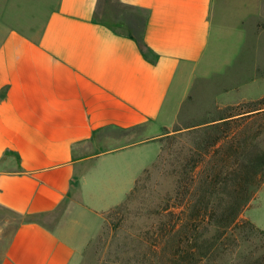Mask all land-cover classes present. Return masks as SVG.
Wrapping results in <instances>:
<instances>
[{"label":"crops","instance_id":"crops-1","mask_svg":"<svg viewBox=\"0 0 264 264\" xmlns=\"http://www.w3.org/2000/svg\"><path fill=\"white\" fill-rule=\"evenodd\" d=\"M57 3L43 22L33 13L0 39V217L12 216L0 221V245L3 224L17 223L0 264L80 258L89 227L81 231L78 220L96 206L70 207L78 178L100 173L111 183L118 172L136 175L143 167L112 164L131 150L92 154L86 145L100 142L105 129L174 123L180 88L205 56L221 55L233 33L243 45L220 13L215 28V0Z\"/></svg>","mask_w":264,"mask_h":264},{"label":"rangeland","instance_id":"rangeland-1","mask_svg":"<svg viewBox=\"0 0 264 264\" xmlns=\"http://www.w3.org/2000/svg\"><path fill=\"white\" fill-rule=\"evenodd\" d=\"M57 2L0 0V20H3L0 39L10 31L8 27L23 26L33 13L36 22H43L48 11L56 8ZM214 6L215 28L221 27L220 13L229 27L233 26L242 33L243 45L233 33L226 38L221 55L213 53L212 60V54L205 56L189 83L180 88V107L176 109L175 122L170 125L148 124L131 130L105 129L101 132L100 142L86 145L92 154L131 150L125 155L111 157L112 164L118 169L127 165L134 169L143 167L136 175L118 172L111 183L104 182L100 173L78 178L79 184L70 194L73 200L70 207L75 210L93 201L96 207L95 213L86 214L81 222L78 220L81 231L84 224L89 228L81 233L87 240L80 258L77 254L73 264H169L171 236H161L162 217L155 212L165 195L173 192L175 177L172 172L181 168L184 158L203 138L199 131L204 124L222 125L229 120L228 116L237 118L230 125H222L225 130L223 154L227 153L228 146L233 145V140L243 139L248 141L246 154L264 150V103H258L264 100V0H215ZM34 32L39 34V30ZM237 43L241 46L237 47ZM216 47L213 45L212 49ZM251 74L254 75L252 78L247 77ZM184 90H187L188 97L181 99ZM248 93L259 99L247 101L244 95ZM175 104L170 101L169 105ZM171 111L166 112L170 115ZM239 143L241 146L242 142ZM214 152L215 149L211 148L198 173L213 168ZM84 191L89 193L88 197L84 196ZM6 217L12 219L6 214L5 218L0 217V221ZM240 219L264 231V179L254 189ZM16 228L14 220L3 224L0 250H5Z\"/></svg>","mask_w":264,"mask_h":264},{"label":"trees","instance_id":"trees-1","mask_svg":"<svg viewBox=\"0 0 264 264\" xmlns=\"http://www.w3.org/2000/svg\"><path fill=\"white\" fill-rule=\"evenodd\" d=\"M228 119L221 124L237 120ZM218 124L200 127L203 138L172 172L174 190L155 212L162 217L161 236H171L169 264H264V231L240 219L264 179V150L246 154L248 141L243 139L233 140L221 153L225 130ZM211 148L213 168L198 173Z\"/></svg>","mask_w":264,"mask_h":264}]
</instances>
